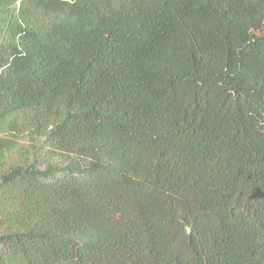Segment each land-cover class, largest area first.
<instances>
[{"label": "trees", "instance_id": "trees-1", "mask_svg": "<svg viewBox=\"0 0 264 264\" xmlns=\"http://www.w3.org/2000/svg\"><path fill=\"white\" fill-rule=\"evenodd\" d=\"M0 264H264V0H0Z\"/></svg>", "mask_w": 264, "mask_h": 264}]
</instances>
